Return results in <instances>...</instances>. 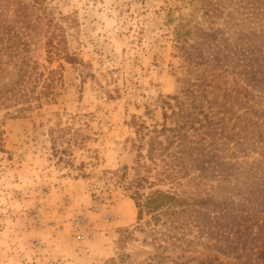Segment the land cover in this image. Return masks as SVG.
Here are the masks:
<instances>
[{
	"label": "rangeland",
	"instance_id": "rangeland-1",
	"mask_svg": "<svg viewBox=\"0 0 264 264\" xmlns=\"http://www.w3.org/2000/svg\"><path fill=\"white\" fill-rule=\"evenodd\" d=\"M248 1L49 0L68 17L71 63L49 61L51 29L36 22L33 0H0V85L21 65L32 77L63 75L54 99L41 77L31 108L0 102V264H264V3ZM179 41L220 49L204 95L213 121L222 118L212 137L225 163L193 187L184 211L147 224L108 177L134 163L133 116L152 127L165 97L199 88L204 66L191 70ZM59 126L72 139L80 131L63 155L51 137Z\"/></svg>",
	"mask_w": 264,
	"mask_h": 264
},
{
	"label": "trees",
	"instance_id": "trees-1",
	"mask_svg": "<svg viewBox=\"0 0 264 264\" xmlns=\"http://www.w3.org/2000/svg\"><path fill=\"white\" fill-rule=\"evenodd\" d=\"M48 1L33 0V6L36 22L45 20L48 29H51L46 41L49 61L54 58H64L71 63L77 62L79 58L63 45L62 36L66 28L61 19L68 17H57L48 5ZM262 1L264 3V0L248 2L259 6ZM219 8L220 3H217L213 11ZM177 46L183 50L185 61L191 70L195 65L204 66L205 71L201 73L203 80H200L199 88L196 89L197 91L190 88L182 89L178 94L165 97L162 101L164 120L152 127L146 121L139 119L140 117L133 116L131 124L135 128V136L131 137L130 141L136 152L134 163L111 171V176L108 177L111 184L126 190L134 199L139 222L149 215L147 224L152 222L157 224V221L163 217L184 211V208L177 211V207L192 204L191 198H196L193 187L201 188L208 170L220 165L221 162L225 163L223 154L213 152L216 148L214 144L219 147V138H214L212 135L221 129L222 118L213 121L208 111L210 107L206 105L209 104L208 97L204 95L207 90L204 74L207 68L219 69L220 49L214 47L208 49V46L203 51L180 41ZM20 69L16 78L0 85L1 105L6 107L7 101H10L20 104L19 111L31 108L34 100H41L40 93L36 95L30 93L34 91L36 87L34 84H38L41 77L44 78L43 92L50 97V100L54 99L55 87L63 80L61 68H50L47 75L42 71H36L33 77L34 72L27 71L22 65ZM32 82H35L33 87H31ZM55 131L60 132L59 137L68 140V146H58L57 136H54ZM70 132L69 129L61 126L51 129L55 154L68 153L71 146L78 141L80 131L72 132L74 140L68 137ZM130 169H133V175H129ZM161 185H169V188H162ZM202 198L199 196L200 202H204ZM177 216L175 215V218H178Z\"/></svg>",
	"mask_w": 264,
	"mask_h": 264
}]
</instances>
